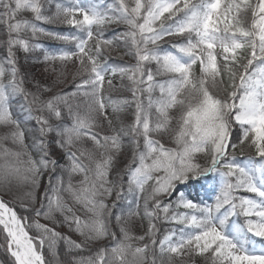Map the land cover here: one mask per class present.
<instances>
[{"label": "snow or ice", "instance_id": "obj_1", "mask_svg": "<svg viewBox=\"0 0 264 264\" xmlns=\"http://www.w3.org/2000/svg\"><path fill=\"white\" fill-rule=\"evenodd\" d=\"M43 2L0 0V23L7 24L9 33V54L7 60L0 61V126L14 129L0 135V190L10 189L14 181L31 184L32 191L23 198L31 203L22 206L28 210L35 203L41 173L48 171L50 165L52 170L56 166L43 139L55 131L60 137L57 145L67 154L69 165L65 171L69 180L66 185L61 177L56 178V184L49 181L45 202L34 209L35 217L54 220L59 213L69 229L86 240L111 236L116 241L110 251L104 248L94 257L74 258L73 264H149L147 254L151 246L132 243L137 239L143 242L146 237L133 236L124 227L122 215L116 216V221L121 225L123 240H117L108 226L111 209L116 207V203L110 206L108 199L115 194L117 203L125 201L129 205L128 219L132 220L142 218V205L136 203V197L143 200L145 193L151 205L146 208L149 217L158 218L163 213V219L183 226L168 232L158 242L159 253L162 257L167 255L168 264H172L173 256L192 254L205 256L208 264H264V166L245 167L235 163L234 156L229 159L230 150L234 152L248 143L256 156L264 160V0H116L119 7L114 5L111 11L119 16L63 6L60 0H46L56 7V12L49 16L42 12ZM24 11H30L35 21L60 22L84 35L52 33L29 20L17 19ZM248 13H251L250 27L246 23ZM109 21L129 25L130 31L124 38H130L135 48V66L114 69L100 62L105 46L111 50L116 42L105 39L95 29H102ZM28 30L33 37L45 34L75 44L74 52L44 56L46 62L79 63L75 75L84 78L71 92L43 100L38 93L25 91L13 48L20 46L27 52L30 47H40L30 45L20 35ZM170 36L182 38L171 44L175 51L159 47L158 42ZM153 62L157 66L155 73L145 67ZM197 63L199 77L193 72ZM109 72L113 76L131 74L134 100L113 101L109 97L105 101L106 83L114 86L108 81ZM9 74L11 78L5 82ZM158 75L167 78L156 80ZM154 92L158 95H153ZM20 94L28 101L29 115L39 125L41 138L36 147L43 153L39 160L28 150L26 131L13 113L12 98ZM78 96L84 100L77 102ZM130 103L135 105L134 122L117 130L109 107L113 112H123ZM61 104L71 118V126L58 123L54 127L50 123L49 116L63 120ZM33 111L39 114L31 115ZM44 112L49 116L43 115ZM101 116L112 128V135L97 131L103 128ZM234 125L242 130L239 144L231 143ZM125 136L131 138L132 159L114 181L111 174L117 157L126 150ZM165 137L175 146H166L162 142ZM85 139L92 141V148L83 146ZM7 140L24 150L4 147ZM199 154L210 157L207 167L197 162ZM76 175L81 179L74 184L71 177ZM200 180L211 185L213 191L217 185L221 186L214 206L194 203L177 190L178 184ZM239 191L254 196L235 195ZM63 193H67L71 204ZM174 196L178 197L176 207L190 211L176 212L171 200L165 203L161 199ZM78 210L84 216L78 215ZM237 215L244 217L243 225H230L231 218ZM0 228L14 264H48L43 250L47 247L56 256L60 240L70 251L83 248L70 237L41 224L39 219L30 222L27 217H20L3 199H0ZM30 228H35L38 235H30ZM149 232L152 245H157L155 223ZM151 264H157L155 255Z\"/></svg>", "mask_w": 264, "mask_h": 264}, {"label": "trees", "instance_id": "obj_2", "mask_svg": "<svg viewBox=\"0 0 264 264\" xmlns=\"http://www.w3.org/2000/svg\"><path fill=\"white\" fill-rule=\"evenodd\" d=\"M96 8H99L101 12H104L106 14H112L119 16L118 12H112V7L115 5L116 7H119L118 4H116V0H93ZM61 4L64 5V0H60ZM2 11V9H0ZM42 12L44 15L51 16L53 13L56 12V7L54 3H47L46 0L43 2ZM248 17H250V13L247 14ZM17 19H26L31 21L32 23H35L37 26L46 29L48 32L52 33H63V34H77V30L69 25H65L60 22H42V21H35L33 20L32 13L30 11H24L21 12ZM248 20V19H247ZM247 23V21H246ZM248 24V23H247ZM248 26V25H247ZM113 27V28H112ZM102 33L104 35L105 39L108 40H114L116 43L112 47L114 49L120 50L123 57L126 59L125 62H119L117 60H113L108 55L105 54V51L101 54V60L104 59V64L111 65L114 69H123L124 67H132L136 64V58H135V48L132 45L131 39H125L124 34L130 31L129 25L126 23H112L111 21L108 22V24L103 27ZM15 34H13L14 36ZM20 35L29 41L30 45H40V47H30V50L25 52L20 46H16L13 49H16L19 53L23 55V63L24 67L28 70L24 71V74L21 75L20 79L23 81L24 89L26 92L30 93H38L43 100H47L53 95L57 93H64V92H71L74 89V85L68 86L67 88H59L58 85L53 82L51 79H54L53 74L60 75L59 74V66L56 65V61H48L50 65L51 70L45 71L44 74H36L32 71V68L34 65L38 62L44 61V56L46 53H59L60 51H76L75 44L71 41L68 42H46L42 40L41 34H37L35 37L32 36V33L30 30L21 32ZM119 37H123V41H118ZM8 39H9V33H8V27L7 24L0 23V61L7 60L8 57ZM117 39V41H116ZM61 62V61H59ZM6 67H9V65H6ZM147 67V64L145 65ZM156 67L151 68L149 67L154 73L156 71ZM147 69V68H146ZM35 70V69H34ZM195 76H200V71L195 68L194 72ZM121 78L117 82L112 84L114 86H111V91L115 94L106 93L107 91H104V98L105 101H108V98L111 97L113 101L117 100H128L132 101L134 100V97L132 95V81L129 79V75H120ZM10 74L6 78V81L10 79ZM84 78V77H81ZM80 78V79H81ZM167 77L158 78V76H155L156 80H163ZM79 79V81H80ZM78 81V83H79ZM45 88L49 89L45 91ZM107 88V85L106 87ZM21 95V94H20ZM18 95L16 97L12 98V108L13 113L16 117V119L20 120L23 124V127L27 134V145L28 150L31 152L32 157L39 160L42 156V152L36 147V144L39 142L40 132H39V125L37 122L31 118L27 111V104L28 101L25 99V96L22 97ZM153 95H158V92H154ZM29 100L31 97L28 98ZM84 100L83 96L77 97V102ZM62 111H63V120L57 121L55 117L49 116L47 112H44L43 115L49 116L50 123L55 127L58 123L61 126H71V118L69 117L68 113L64 111L63 104L60 105ZM86 106L84 108H81L80 111L83 112L85 110ZM109 110L111 112V119L113 120V127L117 130L126 128L130 126L135 119V105L130 103L126 106V110L123 112H113L111 107H109ZM39 113L33 111L31 115H38ZM103 116L100 117V122L103 125V128L97 129V131H101L104 134L112 135V128L108 127V123H106ZM14 131L13 128H8L4 126H0V135L8 134L9 132ZM235 134V135H234ZM242 138V130L240 127L237 128L236 133H233V136L231 137V143L232 144H239L240 140ZM43 139L47 143V151L50 154V157L53 155H62L64 156V167L60 165H56L55 169L52 170V166H49V170L41 173L42 180L39 185L38 191L35 192V203L31 204V207L26 210L23 206V204H30L31 201L29 199H23L27 192L32 191L31 184H24V183H18L13 182L10 189H4L0 190V196L3 198L5 202H7L10 206H12L17 213L20 215V217H27L29 221L31 222L34 219H39L41 224H46L49 227L54 228L57 232H59L62 236H68L73 241H76L77 243H80L83 245L82 249H75V250H69L68 245L63 241L60 240L57 243L56 246V256H53L52 252L45 247L44 248V254L46 256V259L48 261V264H73V259H87L88 257H94L97 252H99L101 249L107 248L111 249V247L115 246L116 241H114L111 236H109L107 239H101V240H86L84 236H81L80 234L76 233L75 231H72L69 229V226L64 222V218L61 214L56 213L54 220H47L42 217L37 218L34 214V209L39 208L41 203L45 202L44 199V193L49 190V181L51 180L52 184H56V178L61 177L64 181V184L66 185L69 180L68 172L65 171L69 165V161L67 159V154L64 150H62L57 145V140L60 139L59 136H57L55 131L49 132L46 137H43ZM233 139V140H232ZM125 145L126 150L119 154V156L116 159L115 166L113 168L111 179L116 180L119 175H122L124 171L126 170L128 164L131 162L132 159V146H131V138L125 136ZM166 146L168 147H174L175 145L171 143V141L165 137L162 141ZM83 146L87 148H92L93 144L92 141L85 139L83 141ZM4 147L10 148L14 151H23L19 145L13 144L11 140L4 141ZM251 154L255 155V149L251 147L248 143H245L241 147H237L233 153L236 155L239 154ZM57 153V154H56ZM206 154H199L196 157L197 162L202 166L206 167V164L203 166L201 162V158L204 156L205 159ZM208 156V155H207ZM209 157V156H208ZM207 157V159H209ZM122 159V161H121ZM209 163V161H208ZM120 168V169H119ZM119 169V171H117ZM51 171V172H50ZM51 173V178L48 179V183L46 185L43 184V177L47 174ZM81 177L76 175L72 176L71 180L74 184L78 183L80 181ZM127 177L125 176V180ZM125 188H127V184L125 183ZM65 199L68 201L69 204H71V200L69 199L67 193H63ZM109 200H114L116 203V207L112 208V216L108 218V226H109V232L115 233L117 240H123V234L120 231L121 225L117 223L116 216H123L124 218V227L128 228L130 233L135 237H146V239L141 242L138 239L133 240L132 243L136 246H142V244H148L151 246L150 251L148 252V258H149V264H151V258L153 255L158 258V254L156 251L157 245H152V236L149 232V229H144L147 225V222L150 220L151 225L155 223L156 225V232H155V239L158 242L157 238H159V232L158 229L161 225V219L163 217V213L159 214L158 218L149 217L146 214V208L151 207L149 205L148 199H147V193H145L143 200H141L138 196L136 197V203L141 204V213L142 218L134 217L132 220L128 219V211H129V205L125 201L116 202L115 194L107 200V203ZM194 202V201H192ZM196 203V202H194ZM109 204V203H108ZM114 204V203H113ZM110 205V204H109ZM112 205V204H111ZM110 205V206H111ZM74 207L75 206L73 205ZM180 209H184L183 207H179ZM78 215L84 216V213L80 210L77 212ZM135 220L141 222L142 231H138L134 225ZM115 224L118 225L117 228H115ZM30 235L33 237L38 235V232L35 228L29 229ZM158 235V236H157ZM158 244V243H157ZM7 242H6V236L0 228V264H14L13 258L8 254L7 252Z\"/></svg>", "mask_w": 264, "mask_h": 264}, {"label": "rangeland", "instance_id": "obj_3", "mask_svg": "<svg viewBox=\"0 0 264 264\" xmlns=\"http://www.w3.org/2000/svg\"><path fill=\"white\" fill-rule=\"evenodd\" d=\"M250 22V17H248V20H247V23ZM251 26V24H250ZM113 28V27H112ZM41 38L42 40L44 41H49V42H59L58 39H54L52 37H48V36H45V35H42L41 34ZM182 38L179 37V36H170V37H165L164 40L162 41H159V47L161 49H165V50H168V46H171L172 43H175V42H178L180 41ZM117 41V39H116ZM118 41H123V37H119L118 38ZM95 41L92 42V45L95 46ZM149 47H152V45H149ZM105 54L108 55V57H110L111 59L113 60H117L119 62H127L126 59L123 57V55L121 54L120 50H117V49H114V48H111V50L108 49L107 46H105ZM13 53L15 55V60H16V67L18 69V75L19 77L24 74V71L25 70H28L24 67V64L23 63V55L21 53H19L16 49H13ZM52 65L49 64V62H46L45 60L43 62H38L34 65V67L32 68V71L36 74H44L45 71H48V70H51L50 67ZM54 66H59V74L60 75H56V74H53L54 76V79L52 78V75H51V79L53 80V82H55L56 85H58L57 87L59 88H67L68 86H71V85H74L76 83H78L79 79L81 78V76H76L75 74L77 73L78 69H79V63L75 60L73 61H68V62H59L57 61L56 62V65L54 64ZM156 66V64L153 62V63H148L147 64V67L146 68H154ZM124 68H127V67H124ZM35 69V70H34ZM193 72H195V69L193 70ZM127 75H131L130 73L127 74ZM166 75H158V78H162V77H165ZM75 77V78H74ZM120 78V75H115L113 76L112 73H108V81L109 82H113V81H118V79ZM25 84H23L24 86ZM107 85V88H105V90L107 91L106 93H111V94H115L113 93L110 89V87L108 86V84L106 83ZM21 97L23 96V94L20 95ZM16 97V96H14ZM111 112L109 111V116L112 117L111 115ZM107 122L106 119H103ZM114 124V123H113ZM238 125H234V128H233V131H232V135L231 137L233 136V133H236L237 131V127ZM235 135V134H234ZM233 140V139H232ZM233 143V142H232ZM169 146V145H167ZM247 151H245L246 153ZM57 154V153H56ZM57 159V166L60 165V166H63L64 165V156L62 155H54ZM207 155H205V159H204V156L201 158V162L203 164V166L206 164V167L208 166V161H210V157H208L209 159H207ZM122 161V159H121ZM261 166H264L263 163L259 164L257 167H261ZM64 167V166H63ZM246 167H253L251 166V164H248ZM120 169V168H119ZM119 169L117 171H119ZM221 171H225L224 169H221ZM51 172V171H50ZM51 173L47 174L46 176L48 177V179L51 178ZM188 186V185H187ZM179 186L177 185V188ZM217 194L213 195L214 197L212 198L211 202L209 203V206H214L215 203L217 202V199L218 197L220 196L221 194V186L219 185V188H218V191H216ZM185 193V196L186 198H190V195L189 193L192 195V192L191 191H186L184 192ZM239 196H248V197H253V196H249L248 193H244V194H241ZM161 199L165 202V203H169V201L171 200V203L173 205V207L176 205V199H178V197H172V198H169V197H161ZM194 199V198H193ZM108 203L111 205L113 203H115L114 200H109ZM12 207V206H11ZM226 209H222V211H225ZM16 211V210H15ZM161 225H160V228L158 229V232L160 233L159 235V238H157L158 242L160 239H163V237L170 231H172L173 229H180L181 227H183L182 225H178L177 224H174V226H171V221H168V220H165L161 219ZM235 223L236 224V221L232 222V223H229L230 225ZM141 222L135 220V227L138 231H142V227H141ZM118 225L115 224V228H117ZM151 228V222L150 220L147 222V225L145 226L144 229H150ZM158 236V235H157ZM158 247V246H157ZM7 248V246H6ZM8 252V251H7ZM9 254V253H8ZM158 258H156L157 260V264H168V257L167 255L165 256H161L160 253H159V250H158ZM172 264H208L207 260H206V257L205 256H199V255H195V254H192V255H183V256H180V257H175L173 256L172 258Z\"/></svg>", "mask_w": 264, "mask_h": 264}, {"label": "bare ground", "instance_id": "obj_4", "mask_svg": "<svg viewBox=\"0 0 264 264\" xmlns=\"http://www.w3.org/2000/svg\"><path fill=\"white\" fill-rule=\"evenodd\" d=\"M50 158H51V159H54L55 161L57 160L56 157L53 156V155H52ZM56 165H57V161H56Z\"/></svg>", "mask_w": 264, "mask_h": 264}]
</instances>
